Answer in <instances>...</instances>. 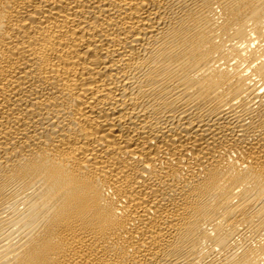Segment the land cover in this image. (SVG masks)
I'll use <instances>...</instances> for the list:
<instances>
[{"label":"bare ground","instance_id":"6f19581e","mask_svg":"<svg viewBox=\"0 0 264 264\" xmlns=\"http://www.w3.org/2000/svg\"><path fill=\"white\" fill-rule=\"evenodd\" d=\"M0 264H264V0H0Z\"/></svg>","mask_w":264,"mask_h":264}]
</instances>
